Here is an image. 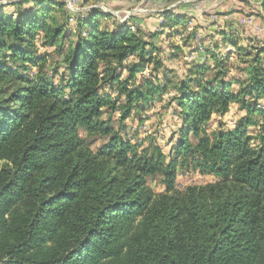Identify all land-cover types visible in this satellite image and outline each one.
I'll return each mask as SVG.
<instances>
[{"label":"trees","instance_id":"trees-1","mask_svg":"<svg viewBox=\"0 0 264 264\" xmlns=\"http://www.w3.org/2000/svg\"><path fill=\"white\" fill-rule=\"evenodd\" d=\"M30 3L39 9L24 8ZM13 7V15L0 11V264H264V128L250 135V117L207 130L232 105L264 121V48L246 52L238 91L218 44L207 50L212 67L138 82L168 71L140 31L106 27L113 16L99 8L72 16L57 0ZM167 16L172 29L188 19ZM39 33L63 68L47 71ZM219 35L237 47L232 33ZM173 86L183 127L170 156L115 131L116 113L125 121ZM180 171L217 181L180 190ZM158 177L156 196L149 180Z\"/></svg>","mask_w":264,"mask_h":264},{"label":"rangeland","instance_id":"rangeland-1","mask_svg":"<svg viewBox=\"0 0 264 264\" xmlns=\"http://www.w3.org/2000/svg\"><path fill=\"white\" fill-rule=\"evenodd\" d=\"M21 0H0L1 6H5L2 12L13 15L15 7L13 3ZM44 1V0H39ZM66 4V9L72 13H84L93 8H99L113 17L107 19L105 26L115 25L127 26L134 32L144 37L147 43L156 48V57L163 63L164 70L151 73L147 71L138 76V82L143 78L165 81L168 77L173 81L184 80L187 71L196 63H209L208 52L215 44L223 58H228L225 67L229 71L227 81L233 82L236 91L239 89L238 81L244 80L242 72L251 58L246 57V52L255 48H264V17L261 15L260 5L264 0H57ZM36 3L24 6L26 9L36 8ZM36 8L34 11H37ZM176 14L187 17L185 23L177 29L165 27L170 22L167 15ZM17 17V15H16ZM226 17V18H223ZM259 18V19H258ZM103 22V23H104ZM71 28H76V23L71 22ZM221 31L234 35L237 47L225 45ZM235 37L237 39H235ZM229 44V43H228ZM37 48V49H36ZM65 45L64 50H66ZM35 50L38 56H46L48 59L47 71L53 73L57 67L63 68V57L55 48L43 46V36L38 34L35 39ZM208 50V52H207ZM207 54V55H206ZM264 57V56H263ZM134 59V58H133ZM163 68V69H164ZM36 72L35 69L32 70ZM63 70H61L62 72ZM51 75V74H50ZM212 72L207 78H211ZM127 74H124V78ZM59 76L56 81H59ZM169 94L153 105L147 107L143 112L134 111L132 116L120 121V114L113 116L112 126L126 140L139 144L146 148L151 143L159 146L166 155H171L172 147L180 142V130L183 122L179 115L177 105L172 101L176 90L169 88ZM105 93L116 97L115 90L107 89ZM263 106L264 103L259 102ZM256 121L255 126H250L248 132L255 137L264 128V121L256 114L249 111H240L238 105H232L230 112L224 117H213L207 130L210 136L222 130H232L242 124L246 119ZM106 118V117H105ZM81 136H85L81 132ZM193 139V138H192ZM106 141H98L93 149L97 151ZM217 179L211 175H203L195 171H180L177 179V187L184 190L188 186L206 185L216 182ZM156 196L164 192L161 178L149 180ZM141 217L135 221L137 223Z\"/></svg>","mask_w":264,"mask_h":264},{"label":"crops","instance_id":"crops-1","mask_svg":"<svg viewBox=\"0 0 264 264\" xmlns=\"http://www.w3.org/2000/svg\"><path fill=\"white\" fill-rule=\"evenodd\" d=\"M261 7V10H262V13L261 15L264 16V3L262 5H260ZM223 18H226V17H223ZM261 19H264V17H260ZM259 19V18H258Z\"/></svg>","mask_w":264,"mask_h":264}]
</instances>
